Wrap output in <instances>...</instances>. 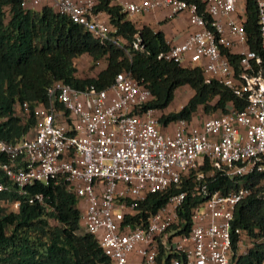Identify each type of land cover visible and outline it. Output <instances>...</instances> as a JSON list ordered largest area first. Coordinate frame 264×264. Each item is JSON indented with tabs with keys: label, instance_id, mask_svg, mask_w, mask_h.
Wrapping results in <instances>:
<instances>
[{
	"label": "built area",
	"instance_id": "built-area-1",
	"mask_svg": "<svg viewBox=\"0 0 264 264\" xmlns=\"http://www.w3.org/2000/svg\"><path fill=\"white\" fill-rule=\"evenodd\" d=\"M99 1L21 0L20 6L34 10L47 5L92 36L118 45L121 39L95 9ZM199 1L201 7L186 0L116 4L129 17L159 7L166 8L167 19L185 14L190 32L179 43L164 39L167 49L157 58L199 67L205 82L215 79L244 97L242 109L198 124L184 119L161 124L157 110L145 106L151 98L148 89L124 71L102 89L53 82L46 88L47 103L32 109L31 132L14 143L0 140L5 157L0 192L13 185L23 195L34 182L61 181L78 201L79 232L96 238L109 264H156L158 256L161 263L166 257L165 264H231L251 246L239 229L230 228L235 205L249 194L244 178L264 174V71L253 69L264 65V0H255L261 56L246 44L243 0ZM225 53L237 55L238 70ZM15 110L24 117L28 105L22 102ZM204 158L214 167L208 175L220 171L238 187L207 194L204 185L195 184L192 190L205 198L189 208L187 219L181 215L185 190L169 192L154 211L140 209L147 195L181 188L190 173L195 181L207 176L199 170ZM33 198L42 202L40 195ZM9 205L16 208L18 202ZM256 264H264V258Z\"/></svg>",
	"mask_w": 264,
	"mask_h": 264
},
{
	"label": "trees",
	"instance_id": "trees-1",
	"mask_svg": "<svg viewBox=\"0 0 264 264\" xmlns=\"http://www.w3.org/2000/svg\"><path fill=\"white\" fill-rule=\"evenodd\" d=\"M21 0H0V140L14 143L33 127L32 109L47 103L46 88L55 81L76 89L109 86L116 73L129 71L148 89L150 100L145 106L163 111L172 101L178 88L187 86L190 93L176 111L161 114L158 122L167 124L178 119L192 121L201 111L207 117L216 111L226 113L245 106L244 97H236L215 79L204 81L199 67L183 65L157 58L167 49L163 34L148 25H137L120 6L111 0L99 1L95 9L105 14L114 29L113 36L121 39L118 45L92 36L66 16L54 12L47 5L37 9L20 6ZM195 2L201 7L199 0ZM244 1L243 25L248 48L261 56L255 0ZM134 43L136 47H134ZM233 68L238 70L237 55L225 53ZM87 56L90 68L103 62L93 76L78 77L74 59ZM264 71L263 63L253 69ZM26 102L28 113L17 115L16 105ZM57 108L61 105L55 103ZM5 157L0 153V162ZM214 169L204 158L199 167L204 174L195 181L192 173L183 179L181 188L167 193L147 195L140 209L154 211L162 205L169 192L185 190L181 215L187 219L188 210L204 200L205 195L192 190L195 184L204 185L206 193H226L238 187L229 178ZM0 180L5 178L0 171ZM242 184L249 194L233 210L231 231L237 228L245 241L251 243L245 254L235 255L231 264H256L264 258V174L251 173ZM18 194L13 185L0 192V264H109L97 240L91 234L79 232V205L77 199L57 184L34 182ZM40 195L42 202L34 200ZM30 199V200H29ZM12 201L16 208L9 209ZM9 202V203H8ZM142 219L145 214L142 213ZM236 235L232 233V251ZM163 263L160 256L156 264ZM167 261V260H166Z\"/></svg>",
	"mask_w": 264,
	"mask_h": 264
},
{
	"label": "crops",
	"instance_id": "crops-1",
	"mask_svg": "<svg viewBox=\"0 0 264 264\" xmlns=\"http://www.w3.org/2000/svg\"><path fill=\"white\" fill-rule=\"evenodd\" d=\"M116 1L117 0H111L112 3H116ZM127 1H138V0H127ZM166 15H167L166 8L159 7L151 11H148L143 15L129 17V18L134 20V22L138 26L148 25L151 29L160 31L163 34V37L167 43L169 42L174 44L181 42L191 30L187 22L186 15L179 14L173 19H167Z\"/></svg>",
	"mask_w": 264,
	"mask_h": 264
},
{
	"label": "rangeland",
	"instance_id": "rangeland-1",
	"mask_svg": "<svg viewBox=\"0 0 264 264\" xmlns=\"http://www.w3.org/2000/svg\"><path fill=\"white\" fill-rule=\"evenodd\" d=\"M74 66L76 68L75 75L78 77H90L93 76L95 71L100 68L103 64V62L96 65L94 69L90 68V60L87 56H81L77 59H74ZM190 93V89L187 86L178 88L175 91L174 97L167 108H165L163 111H156V116H160L161 114H165L170 111H176L181 105L187 96ZM220 113L219 111H216L215 114ZM213 114V115H215ZM208 115L203 114L201 111H198L192 118L193 124H198L202 119L206 118ZM9 209H13V207H9ZM241 246L237 248V250H241Z\"/></svg>",
	"mask_w": 264,
	"mask_h": 264
}]
</instances>
